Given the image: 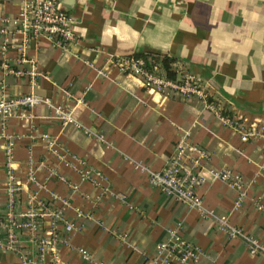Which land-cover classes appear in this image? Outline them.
I'll return each mask as SVG.
<instances>
[{"label": "crops", "instance_id": "obj_1", "mask_svg": "<svg viewBox=\"0 0 264 264\" xmlns=\"http://www.w3.org/2000/svg\"><path fill=\"white\" fill-rule=\"evenodd\" d=\"M23 2L0 0V93L32 91L70 110L74 123L60 124L46 102L8 117L0 129V216L8 143L19 186L14 211L22 213L31 197L61 211V220L43 215L39 222L41 232H58L46 264H163L156 244L175 226L201 251L190 264H264V253L248 251L245 240L264 248V212L252 201L264 204V139L240 140L197 95L145 90L110 60L165 54L199 77L223 112L245 125L264 122V0H62L75 36L65 49L18 30L13 18ZM184 132L209 156L198 207L147 182V169H158ZM211 168L241 176L246 195L238 205ZM221 215L242 234L227 236L216 225ZM66 222L73 229L64 231ZM18 237L33 254L26 233ZM0 264L23 262L0 248Z\"/></svg>", "mask_w": 264, "mask_h": 264}, {"label": "built area", "instance_id": "obj_2", "mask_svg": "<svg viewBox=\"0 0 264 264\" xmlns=\"http://www.w3.org/2000/svg\"><path fill=\"white\" fill-rule=\"evenodd\" d=\"M62 0H24L21 8L13 18L18 30L26 35L45 37L53 45L62 49L67 47L69 42L75 39L71 15L61 8ZM4 46H2L3 50ZM21 50L23 46L19 47ZM161 54L148 56L146 60L133 54L127 56H113L110 60L116 67L125 73L132 74L139 78L140 85L145 90H151L163 95L187 97L191 94L197 95L209 108L218 121L238 133L239 139L244 141L249 138L260 137L264 139V122L250 123L245 125L240 118L223 112V109L208 96L203 89L201 80L189 72L183 64L171 60L169 70L173 72L170 77L161 62ZM39 102H46L52 113L62 125L74 123V118L68 109L58 104H51L46 97H42L32 91L18 95H8L3 91L0 93V129L3 130L7 119L19 108H31ZM43 138L50 146L52 141L46 133ZM11 147L7 143L5 148V165L7 172V186L5 189L6 200L3 206L4 217L0 216V248L11 250L19 255L23 264H46L44 255L52 248L57 240L58 232L49 230L43 233L39 230V222L43 215H48L51 220H61V211L45 205L38 199L30 198L28 207L22 212L14 211L15 194L18 190V183L13 176L10 166ZM208 152L201 146L189 142L184 132L173 144L172 152L165 162L158 169H147V182L153 189L166 197L183 203L187 207H198L201 205V197L196 192L202 177V168L208 159ZM136 167H142L139 162ZM209 172L212 177L217 178L235 190L234 205H238L245 197V188L242 178L229 168H211ZM29 179H34L29 170ZM255 206L264 212V204L252 200ZM77 213H81L79 210ZM217 226L223 229L227 236L242 234L239 227L232 225L226 216L217 217ZM179 225V224H178ZM177 227L169 230L168 238L156 244V251L162 254L163 264H190L196 261L201 255L199 248L185 241L177 234ZM64 231L73 229L70 222L63 225ZM25 232L28 239L33 243L34 253L31 254L26 248L21 247L19 233ZM246 247L250 252H263L264 248L259 246L252 237H246ZM82 256L88 254L82 248L78 249ZM100 264V263H95Z\"/></svg>", "mask_w": 264, "mask_h": 264}, {"label": "trees", "instance_id": "obj_3", "mask_svg": "<svg viewBox=\"0 0 264 264\" xmlns=\"http://www.w3.org/2000/svg\"><path fill=\"white\" fill-rule=\"evenodd\" d=\"M157 54H161V62H162V65L166 71V74L170 77L173 76V72L169 70V63L170 61L172 60V58H170L169 56L165 55V54H162V53H154V52H136V53H133L134 56H139V57H142L146 60V58L148 56H157Z\"/></svg>", "mask_w": 264, "mask_h": 264}]
</instances>
